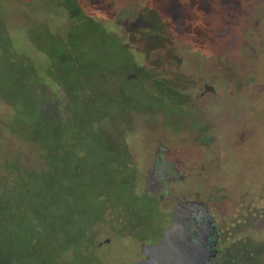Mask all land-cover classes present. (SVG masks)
Instances as JSON below:
<instances>
[{"label": "rangeland", "instance_id": "rangeland-1", "mask_svg": "<svg viewBox=\"0 0 264 264\" xmlns=\"http://www.w3.org/2000/svg\"><path fill=\"white\" fill-rule=\"evenodd\" d=\"M75 4L84 16L71 15ZM60 41L66 61L52 48ZM15 63H32V90L44 104L48 95L46 112L61 113L45 120L61 124L36 142L42 159H30L29 145H20L11 129L14 111L0 99V172L8 176L3 164L16 159L42 172L26 178L14 199L11 183L0 179V264L140 259V243L161 236L172 214V199L159 200L158 189L150 194L145 185L158 144L171 148L167 158L186 177L182 189L213 201L224 217L242 202L264 207V168L240 156L258 152L263 164L264 145L246 148L257 134L264 144V0H0V96L9 94ZM204 83L216 94L198 98ZM16 94L22 96L17 88ZM118 156L116 174L110 160ZM77 169L82 175L74 181L70 171ZM250 170L263 171L250 176ZM109 178L152 200L150 211L130 223L110 212L100 221V195L116 191ZM50 184L55 199L64 195L60 211L50 204ZM69 192L79 193L75 202L67 203ZM45 203L47 218L40 221L35 210ZM254 228L264 239V219Z\"/></svg>", "mask_w": 264, "mask_h": 264}, {"label": "flooded vegetation", "instance_id": "flooded-vegetation-1", "mask_svg": "<svg viewBox=\"0 0 264 264\" xmlns=\"http://www.w3.org/2000/svg\"><path fill=\"white\" fill-rule=\"evenodd\" d=\"M209 86L212 85L204 83V91L198 95V98H202L206 93L216 94V89H211ZM199 132L200 138L206 142L205 137L202 136V132ZM248 136L246 139L249 142L250 137ZM241 138L242 141H245L244 134L241 135ZM258 139L257 134L256 140L251 139L252 142L254 140L255 142L246 149L249 150L253 147L249 151H256L257 144L264 145L261 139L260 142ZM170 151L171 148L163 144L157 145V149L153 155V162L146 176L145 185L150 194H154L156 189H158L157 195L159 200H165L166 198L172 199L171 219L168 225L162 230L161 236L154 241L140 243L142 257L133 264H138L146 258L142 252V245L152 246L160 243L164 232L171 226L174 206L178 199H183V202L188 205L195 201H201L205 204L207 216L204 218V212L200 210L199 215H196L198 221L190 228V231L192 233V242L204 248L213 264H264V239L257 237L259 236V229L254 228L258 220L264 219V207L261 208L258 203L254 202H242L235 207L233 213L228 214L229 217H224L221 211L219 212V209L215 207L213 201L199 196L190 186L188 189L185 187L182 189L186 177L179 174L176 165L167 158ZM257 154H252L251 156L242 154L240 156L243 162L251 163L253 169L254 166L256 169L264 168V154L261 155L263 157V164L260 165L257 162ZM261 171L263 170H250L247 172V175L251 176L255 173L262 175ZM149 181L151 190L147 186ZM171 182L180 184L181 188L178 189L171 186ZM235 215L236 217H234ZM250 237H253L254 243L252 245L247 242V239ZM259 243L262 244L261 247L263 250L261 251H257L254 247V245L258 246Z\"/></svg>", "mask_w": 264, "mask_h": 264}, {"label": "trees", "instance_id": "trees-1", "mask_svg": "<svg viewBox=\"0 0 264 264\" xmlns=\"http://www.w3.org/2000/svg\"><path fill=\"white\" fill-rule=\"evenodd\" d=\"M75 6L76 7L71 10V15H75V16H79V17L84 16L83 12L81 11V5L75 4ZM52 44H54L52 46L54 54L61 57V59L63 61H66L68 57L66 55L65 50L62 48V44H64V43L60 41V42H53ZM119 44H121V43L119 42ZM13 50H14V48H13ZM16 63H18V62L16 61ZM19 66H21V67L18 68V66L16 64V67L15 66L12 67L11 72H12L13 76H11V85L8 89L9 94L7 96H0V99L2 101H4L6 104H8L9 106H11L13 111H14V115L11 117V126H12L11 129H14L15 136H16V139L19 142V144L20 145H25V144L29 145L27 147L30 149L29 153H28L30 159L33 158L34 154H36V156H38V157H40V159H42V157H41L42 153H40V151L38 152L35 149L36 148V142L41 143L43 140H45V138L47 139V138L53 137L52 133H53L54 128H56L57 126H59L61 124V123H59V124L52 125L50 123V121L45 120V118L48 117V118H51L53 121H57L61 113L56 114L55 109H54V111L52 109H50V111L46 112L45 107L49 104L47 102L48 101V95L42 94L43 98L47 99L45 104H44L40 100V98L37 95H35L36 92H34L32 90V87H33L32 84H34V81H36L35 80L36 73L34 74L35 70H34L32 63H30V65H27V64L22 65L21 64ZM91 73H92L91 74L92 76L97 75L96 70L92 71ZM16 88L22 93L21 97L17 96ZM28 88H29L30 93L27 92ZM36 89H35V91H36ZM33 105H34V107L36 106L34 110H33ZM47 114H49V115H47ZM30 116H31V119L28 122L23 120L24 117L30 118ZM22 117H23V119H22ZM37 119H39V120H37ZM17 123H18V125H16ZM68 142H69V140H67L66 144H68ZM0 147L2 150H4L3 146H0ZM4 152L6 153V150ZM0 155H1V153H0ZM42 156H43V154H42ZM22 157H24V156H22ZM47 157H48V154H47ZM48 158L51 159L50 157H48ZM18 160L17 159L12 160L11 162H8V163L6 162L5 164H3L4 165V171L6 174H9L8 176L5 177L4 172L3 173L0 172V179L6 181V183L7 182L11 183V185L8 184V187L10 189L9 192H11L10 196L12 199L15 198L14 195H16L18 193V191H19L18 189L22 188V190H24L25 179L28 177H31V176H36V172L41 170V169H36V168H28L27 166H24L22 161H18ZM122 161L123 160L119 156L115 159L110 160L111 170H113V167H115V173L116 174L118 172L117 170H119L122 167L121 166L123 164ZM125 164H127V163L125 162ZM0 169H1V171H3L2 166ZM77 171H78V169H77ZM38 173L41 175L42 172H38ZM81 175H82L81 169L78 172L73 171V170L70 171V176L73 178L74 181H76V179H81L79 177ZM44 176H46V175L44 174ZM106 181L110 182L109 183L110 185H108V186H111V187L115 186L114 184L116 181L114 182L113 178H109ZM121 182L122 183H121L120 187L115 186L116 187L115 188L116 191L114 192L115 195L108 196L106 192H105L106 194L102 193V195H100L101 207H100L99 212L97 214V216L100 218V221L104 222L105 219L107 218L106 215L108 214V212H110L111 217L113 216L117 220H121L123 222H129L130 223V222H133L134 220L139 221L140 219H142V214L145 211L144 209H146V207H148L147 210L150 211L149 208L152 206L151 205L152 200L147 199L145 197H142V198L134 197L132 192H130L131 189L128 188V185L126 184V182L125 181H121ZM49 183L50 182H47L46 184H49ZM105 185H107V184H105ZM129 186L132 187L131 185H129ZM52 188H54L53 191H51ZM55 190H56V187H54L50 184V204H51V206H53V208H55L57 206L59 207V205H60V207H59V211H60V208H62V206H64V202H63L64 195H63L61 200L55 199ZM17 195L20 196L21 193L17 194ZM78 195H79V193L77 194L76 192H69L68 196H67V203H68V201L75 202L78 198H74V197H78ZM38 196L40 197V195H38ZM42 198L43 199H41V202L39 204L44 203L46 196L44 195ZM117 201H120V202H117ZM133 201H135V202L142 201V203H140L139 205H136V204H134ZM7 202L9 203L8 200H7ZM113 202H116V203L114 204ZM50 204L45 203L44 206H41L40 208L39 207L36 208L35 216L38 220L43 221L47 218L46 209L48 207H50ZM126 204H128V205H126ZM56 217L60 218L59 214ZM67 220L71 223V225L75 224V215H74L73 211L70 210L67 213Z\"/></svg>", "mask_w": 264, "mask_h": 264}, {"label": "water", "instance_id": "water-1", "mask_svg": "<svg viewBox=\"0 0 264 264\" xmlns=\"http://www.w3.org/2000/svg\"><path fill=\"white\" fill-rule=\"evenodd\" d=\"M209 88L215 89L213 86ZM147 186L151 190L150 181ZM200 210H203L205 218L207 213L203 202L195 201L188 205L183 199H178L170 228L164 232L159 244L142 245L146 258L138 264H213L204 248L192 242L190 228L198 221L196 215Z\"/></svg>", "mask_w": 264, "mask_h": 264}]
</instances>
